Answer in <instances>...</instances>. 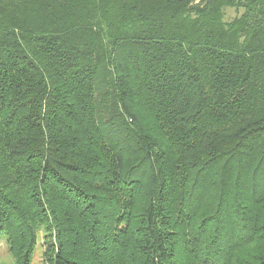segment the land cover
Wrapping results in <instances>:
<instances>
[{"label":"trees","instance_id":"trees-1","mask_svg":"<svg viewBox=\"0 0 264 264\" xmlns=\"http://www.w3.org/2000/svg\"><path fill=\"white\" fill-rule=\"evenodd\" d=\"M40 234L43 264H264V0H0V236L30 264Z\"/></svg>","mask_w":264,"mask_h":264},{"label":"rangeland","instance_id":"rangeland-1","mask_svg":"<svg viewBox=\"0 0 264 264\" xmlns=\"http://www.w3.org/2000/svg\"><path fill=\"white\" fill-rule=\"evenodd\" d=\"M229 18H233L236 16L234 10H228ZM39 244L34 252V256L32 258V262L30 264H43V245H42V235H39ZM0 264H15V260L11 255L8 246L5 241V237L0 236Z\"/></svg>","mask_w":264,"mask_h":264}]
</instances>
